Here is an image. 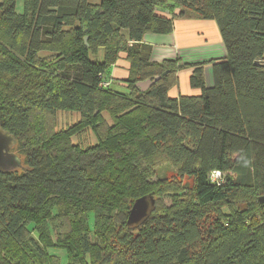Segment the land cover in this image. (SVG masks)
<instances>
[{"label":"trees","instance_id":"trees-1","mask_svg":"<svg viewBox=\"0 0 264 264\" xmlns=\"http://www.w3.org/2000/svg\"><path fill=\"white\" fill-rule=\"evenodd\" d=\"M177 8L218 24L228 59L213 63L211 88L205 64L155 63L144 43L173 32ZM122 55L127 93L110 87ZM186 68L201 95L171 98ZM59 112L79 113L80 123L37 131L36 113ZM0 125L25 157L0 173V264H62L53 249L67 264H264V0H24L23 13L2 0ZM83 131L98 141H72ZM156 160L176 172L167 203L156 199L165 184ZM144 196L155 211L131 230ZM240 204L230 215L219 209Z\"/></svg>","mask_w":264,"mask_h":264},{"label":"crops","instance_id":"crops-1","mask_svg":"<svg viewBox=\"0 0 264 264\" xmlns=\"http://www.w3.org/2000/svg\"><path fill=\"white\" fill-rule=\"evenodd\" d=\"M159 15L172 17L169 10H158ZM180 9L174 11L176 19L174 30L170 34H146L144 43L153 47L152 61L163 63L165 61H180L181 65L205 64L204 78L207 87L214 86L213 63L228 59V52L218 24L214 20H204L194 15L180 17ZM129 63L125 55L121 56L116 66L112 68L110 87L117 82L122 89H127L124 82L129 76ZM192 68L178 71L177 84L169 91L171 98L180 96L197 97L201 91L191 86Z\"/></svg>","mask_w":264,"mask_h":264},{"label":"rangeland","instance_id":"rangeland-1","mask_svg":"<svg viewBox=\"0 0 264 264\" xmlns=\"http://www.w3.org/2000/svg\"><path fill=\"white\" fill-rule=\"evenodd\" d=\"M2 2V0H0ZM17 11L19 13L24 12V0H17ZM101 58H103V52H101ZM112 90L122 92V93H127V89H122L117 85V82H115L112 85ZM103 118L107 120L108 123H112V118L108 112L103 113ZM34 124L37 126L36 129L39 133L42 135H48L52 136L54 134L59 135L63 134L64 132H68L71 129L74 128L75 125L80 123V114L77 112H59L57 116L51 117L43 114H38L36 113L35 119H34ZM72 141L75 143L82 144V147H89L93 143H96L98 140L95 136V134L91 131H83L81 134H75L72 137ZM12 152L20 158L21 163L24 164L25 157L24 155L18 150L17 145L16 147L12 150ZM158 163V167L155 168L154 170L156 171L157 174H159L164 180L165 184L163 187V191L161 192V195L156 196V199L159 200L160 197H164V201L170 202L171 201V196L173 193H169V190L171 186L169 185H174L178 183L177 180H175L174 176H176L175 170L167 164L164 160H156ZM181 186L187 188L185 192H191L192 189L195 187V183L193 179H188L185 178L183 179ZM169 193V194H168ZM175 195L178 194V191L174 192ZM245 204H240L238 207H229V206H223L222 208H219L223 214L225 215H230L234 212V209H239L243 208ZM211 215L216 216L219 214L218 209L215 207H210ZM50 252L57 254L60 256L62 260V264H67V260L65 258V255L63 254L62 251L59 249H53Z\"/></svg>","mask_w":264,"mask_h":264},{"label":"water","instance_id":"water-1","mask_svg":"<svg viewBox=\"0 0 264 264\" xmlns=\"http://www.w3.org/2000/svg\"><path fill=\"white\" fill-rule=\"evenodd\" d=\"M167 74L168 72H165L162 76L156 77L153 80L140 82L137 84V87L142 91H146ZM16 145L17 141L14 136L5 131L0 125V173L9 174L22 167L20 158L12 152ZM260 203H264V196L260 198ZM155 207L156 199L153 196H144L137 199L129 213L127 227L131 230L139 229L148 221L155 211Z\"/></svg>","mask_w":264,"mask_h":264},{"label":"built area","instance_id":"built-area-1","mask_svg":"<svg viewBox=\"0 0 264 264\" xmlns=\"http://www.w3.org/2000/svg\"><path fill=\"white\" fill-rule=\"evenodd\" d=\"M220 177H221V174H220V173H213V174H212V179H213L214 181L218 180Z\"/></svg>","mask_w":264,"mask_h":264}]
</instances>
